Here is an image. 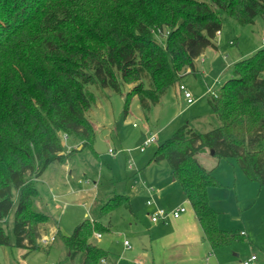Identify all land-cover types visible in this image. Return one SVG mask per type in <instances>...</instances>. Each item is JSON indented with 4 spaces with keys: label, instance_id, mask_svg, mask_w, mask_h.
<instances>
[{
    "label": "trees",
    "instance_id": "16d2710c",
    "mask_svg": "<svg viewBox=\"0 0 264 264\" xmlns=\"http://www.w3.org/2000/svg\"><path fill=\"white\" fill-rule=\"evenodd\" d=\"M227 15L241 25L264 19V0H0V245L14 211L15 245L41 248V225L51 216L34 208L36 181L54 163H65L96 129L88 114L105 88L122 93L125 108L137 96L149 108L175 86L183 69L209 47ZM94 86L95 90L91 88ZM208 103L220 124L200 132L188 124L160 144L153 160H166L213 247L235 235L218 226L209 188L219 185L198 155L235 159L248 179L264 185V47L234 62L232 76ZM60 133L80 141L65 151ZM125 205L114 194L103 214ZM109 225L85 218L63 236L80 264H104L107 251L92 241Z\"/></svg>",
    "mask_w": 264,
    "mask_h": 264
},
{
    "label": "rangeland",
    "instance_id": "374dc122",
    "mask_svg": "<svg viewBox=\"0 0 264 264\" xmlns=\"http://www.w3.org/2000/svg\"><path fill=\"white\" fill-rule=\"evenodd\" d=\"M222 16V34L216 37L218 49L208 48L205 51L204 56L196 62L197 72L186 73L187 69H183L178 83L169 88L156 104L149 108L142 107L135 96L126 110L125 95L132 85H126L122 93L111 88L96 92L97 100L88 116L96 129L92 145L101 158L95 157L91 147L86 145L68 158V168L62 163L48 167L36 181L39 196L34 204L36 210L51 216L49 222L41 225L42 234L38 239L41 248L28 251L15 245L13 211L6 226L11 244L0 245V264H80L81 256H70L63 236L70 235L85 218L97 219L112 230L109 233L102 232L103 237L98 243L96 238H92L100 246L106 244L109 251L106 264H116L121 256L132 260V264H150L148 258L135 262L140 253L136 245L138 238L140 234L146 237V228L149 226L145 203L150 195L141 191V179H161L162 175L164 179L170 175L166 160L155 163L150 162V159L158 146L185 124L200 132L219 126L220 122L208 103V96L216 95L223 83L232 76L234 62L264 47V19L261 16L254 23L245 25L238 24L225 14ZM179 84L192 93L195 99L192 104L186 103ZM91 88L95 90L94 86ZM59 135L65 151H73L80 146L78 139H65L63 133ZM152 135L157 137V141L147 145L145 151L141 152V145ZM109 149H113L116 154L112 155ZM126 163L131 169L126 167ZM96 181L101 182L96 191L100 190L99 197L103 196L102 190L110 185L116 194L128 195L135 215L125 205L103 214L100 210L102 202H94V191L86 193L83 190ZM136 225L141 230L139 233ZM44 236L49 240L54 237L53 242H44ZM125 240L129 242L131 250L124 249Z\"/></svg>",
    "mask_w": 264,
    "mask_h": 264
},
{
    "label": "crops",
    "instance_id": "0c3cea01",
    "mask_svg": "<svg viewBox=\"0 0 264 264\" xmlns=\"http://www.w3.org/2000/svg\"><path fill=\"white\" fill-rule=\"evenodd\" d=\"M230 44L233 42L230 41ZM215 49H218V45ZM204 53L200 58L204 56ZM186 73H190L189 69ZM113 152L111 154L115 155L114 150ZM198 157L207 168L213 171L219 181V185L209 188V202L218 212V226L231 231L235 238L219 247H213L210 244L205 238L203 228L189 200L172 175L170 168L169 177L164 179L163 175L161 179H141L143 181V184H140L141 191L150 195L145 203L147 207L146 222L149 226L146 228V237L140 234L138 238L136 245L140 253L135 262L142 258H148L150 264H243L245 258L256 254L257 263L264 264V185L248 179L235 159L217 161L211 154H200ZM153 161L155 163L162 162L151 158L150 162ZM66 163L67 161L62 165L67 167ZM126 167L131 169L127 163ZM68 170L70 173L71 170ZM88 184L89 182H87ZM100 186L101 182L96 181L92 186H86L83 189L86 193L94 191L93 198L96 204L100 201L103 204L106 201L104 200L105 196L108 199L116 194L110 185L102 190L103 196L99 197L100 190L96 191ZM148 200L152 201L151 205L147 203ZM183 205L187 207V210L178 218L171 219L166 223L151 220L150 213L156 207L170 210ZM130 209L134 214V209L131 206ZM136 231L138 233L141 231L138 226ZM243 231L244 233H242ZM102 237V233L99 238L94 235L97 243ZM105 246H101L107 251L104 264L107 263L109 252ZM124 249L131 250V246L128 247L124 243ZM128 262L132 264V260L128 261L121 256L116 264H128Z\"/></svg>",
    "mask_w": 264,
    "mask_h": 264
},
{
    "label": "built area",
    "instance_id": "2783aa9c",
    "mask_svg": "<svg viewBox=\"0 0 264 264\" xmlns=\"http://www.w3.org/2000/svg\"><path fill=\"white\" fill-rule=\"evenodd\" d=\"M220 35H221V30H218L216 32V36L219 37ZM263 42H264V37H263ZM231 43H232V41H231ZM179 88L182 91L186 102L188 104H192L195 101V99H194L192 93L190 92V90H188L183 84H179ZM208 91L209 92H212V90H208ZM64 136H65V139H67L66 134H64ZM155 141H156V136L155 135H152V136L148 137L144 141V143L141 145L140 150L141 151H144L145 150V147L147 145H149L150 143L155 142ZM109 151H110V153H114L113 152V149H109ZM147 203L149 205H151L152 204V201L151 200H148ZM186 210H187V207L184 206V205L183 206H179V207H177L175 209H170V210H168L166 208H163V207H156L155 210H153L150 213V216H151V220L153 222H163V223H166V222L170 221L171 219L178 218ZM242 233H244V231ZM95 236L99 238V237H101V233H95ZM42 240L44 242L51 243V242H53L54 237H51V239L49 240L46 236H44L42 238ZM124 243L128 247L130 246L129 245V242L127 240H125ZM243 264H258L257 263V255L256 254H252V255L248 256L247 258L244 259Z\"/></svg>",
    "mask_w": 264,
    "mask_h": 264
},
{
    "label": "water",
    "instance_id": "95a60500",
    "mask_svg": "<svg viewBox=\"0 0 264 264\" xmlns=\"http://www.w3.org/2000/svg\"><path fill=\"white\" fill-rule=\"evenodd\" d=\"M210 153H211V155H213L214 151H213V150H211V152H210Z\"/></svg>",
    "mask_w": 264,
    "mask_h": 264
}]
</instances>
